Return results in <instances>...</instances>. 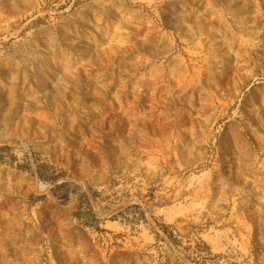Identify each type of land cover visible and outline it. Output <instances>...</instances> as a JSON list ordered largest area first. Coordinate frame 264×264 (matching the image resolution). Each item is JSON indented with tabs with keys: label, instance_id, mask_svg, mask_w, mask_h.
Returning a JSON list of instances; mask_svg holds the SVG:
<instances>
[{
	"label": "rangeland",
	"instance_id": "rangeland-1",
	"mask_svg": "<svg viewBox=\"0 0 264 264\" xmlns=\"http://www.w3.org/2000/svg\"><path fill=\"white\" fill-rule=\"evenodd\" d=\"M0 264H264V0H0Z\"/></svg>",
	"mask_w": 264,
	"mask_h": 264
},
{
	"label": "bare ground",
	"instance_id": "bare-ground-1",
	"mask_svg": "<svg viewBox=\"0 0 264 264\" xmlns=\"http://www.w3.org/2000/svg\"><path fill=\"white\" fill-rule=\"evenodd\" d=\"M242 4V3H241ZM236 9V8H235ZM207 12H209V15H211L212 14V12L211 11H207ZM211 32V31H210Z\"/></svg>",
	"mask_w": 264,
	"mask_h": 264
},
{
	"label": "trees",
	"instance_id": "trees-1",
	"mask_svg": "<svg viewBox=\"0 0 264 264\" xmlns=\"http://www.w3.org/2000/svg\"><path fill=\"white\" fill-rule=\"evenodd\" d=\"M39 171V170H38ZM39 177L41 178V179H43V177H42V175L41 174H39Z\"/></svg>",
	"mask_w": 264,
	"mask_h": 264
}]
</instances>
